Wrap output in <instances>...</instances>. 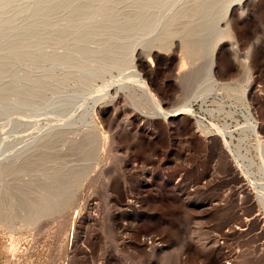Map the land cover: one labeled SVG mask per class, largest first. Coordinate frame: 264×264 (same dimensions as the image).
Instances as JSON below:
<instances>
[{
  "label": "rangeland",
  "instance_id": "obj_1",
  "mask_svg": "<svg viewBox=\"0 0 264 264\" xmlns=\"http://www.w3.org/2000/svg\"><path fill=\"white\" fill-rule=\"evenodd\" d=\"M6 1H0V11L6 9ZM27 2L30 4L33 0H26L9 11L14 15H30ZM232 2L237 8L230 17L238 46L234 49L228 39L220 43L221 79L223 82L244 79L243 62H249L251 79L256 86L254 104L264 140V0H245L242 7L238 0ZM29 6L30 10L32 5ZM224 9L223 4L217 17L224 16ZM124 42L128 44L127 40ZM53 49L50 47L48 51ZM125 49L128 46L122 45L118 54L127 53ZM138 51L145 60L140 68L142 74L152 84L164 110L179 114L177 118L168 121L154 118L132 107L134 100L128 95L126 98L119 90L120 85H131L137 91L133 90L132 95L141 99L143 95L130 78L133 72L128 61L120 70L97 79L95 90L90 94L84 92V85L76 79L85 73L78 72L72 78L63 63L57 66L35 59L24 66L22 58L15 57L10 60L11 65L7 62L0 66L3 70L0 90H6L0 91V149L4 144L3 133L9 135L13 129L26 130L29 135L61 123L59 126L64 130L72 128L84 133L92 127L90 131L101 133L96 173L86 180L75 206L43 220L35 230L23 223L18 227H25L13 232L0 227V264H264V239L258 228L247 223L248 217L253 213L258 215L260 209L246 206L242 212L231 201L233 194L243 195L246 183L240 184L235 179L237 171L231 167L232 158L219 142L206 138L196 127V120L211 122L202 100H189L185 90L172 87L179 71L178 58L159 49H156L159 51L156 58L149 57L143 47ZM206 56L204 59L208 60ZM204 59L200 65L203 61L207 64ZM97 65H94L96 69L94 66L87 69L106 68ZM52 73L59 78L52 81ZM203 76L199 79L201 82L196 81L197 85L205 84ZM108 83H113L115 88L109 97L104 96ZM40 84L43 91L35 90ZM21 88L26 89V96L21 97L28 105L16 104L13 109V101L21 98L18 96ZM190 101L192 112L182 113ZM207 105L211 106V101ZM141 116L153 119L146 123ZM77 132L74 131L75 135ZM61 145L59 149H66ZM65 162L70 163L69 167L87 163L82 155L72 154ZM83 241L87 249L81 246Z\"/></svg>",
  "mask_w": 264,
  "mask_h": 264
},
{
  "label": "bare ground",
  "instance_id": "obj_2",
  "mask_svg": "<svg viewBox=\"0 0 264 264\" xmlns=\"http://www.w3.org/2000/svg\"><path fill=\"white\" fill-rule=\"evenodd\" d=\"M24 1L26 0H7L6 9L0 11V24H3L0 25V66L12 62L10 60L15 57L22 58L23 65L35 59L39 60L37 62L45 61L46 64L52 62L57 66L63 63L64 67L66 65L70 70L69 75L72 78L77 76L78 72L85 73L76 79L84 85V92L90 94V91L95 90L97 79L120 70L122 64L128 61L129 69L133 72L130 78L142 91L143 99L136 94L132 95L135 89L132 90V86L126 83L121 84L119 90L126 98L128 95L130 100H134L132 107L134 105L142 114L145 112L154 118L160 117L168 121L180 115L164 110L152 84L142 74L140 68L145 60L138 49L143 47L149 57H157L159 51L156 49L176 56L179 71L173 78L172 87L185 90L189 100H202L205 113L211 122L206 124L196 120V127L206 138L212 137L218 141L232 158L231 167L237 171L235 179L240 184L246 183V186L243 187V195L236 197L233 194L231 201L236 203L242 212L246 206L260 209L258 215L253 213L248 217L247 223L250 227L258 228L260 236L264 239V140L254 104L257 99L254 89L256 86L251 79L248 61L243 62L246 71L244 79L230 82H223V71L219 66L220 43L228 39L234 49L238 46L237 35L233 31V19L231 20L237 10L236 6H233V0L222 2L226 9L221 18L219 15L217 17L223 5L221 0H109L106 5V0L102 2L104 5L100 4L102 0H33L30 3L31 11L29 2L26 3L29 4L27 11L30 15H14V12L9 11ZM238 2L239 7H242L245 0ZM90 19L92 20L89 21ZM20 21L21 24L17 26ZM124 40H127L128 44H124ZM122 45L128 46V49H125L127 53L118 54L117 50ZM32 47L34 50L28 52ZM50 47H54L53 51H48ZM60 49L67 50L60 52ZM205 56L208 60L204 59ZM203 59L207 60L206 65L204 61L199 64ZM97 64L106 68L95 71L87 69L88 66ZM203 70L206 71L205 74ZM2 75L3 70L0 67V77ZM66 75L68 76V72ZM203 75L205 84L197 85L196 81L203 78ZM58 76L52 73L50 78L53 81ZM113 83H108L109 89L104 90V96L111 95L115 89ZM25 85L24 88L27 87ZM41 86L40 84L34 89L43 91L44 87ZM24 88H21L18 96H26ZM24 97L13 101V107L10 106L13 109L16 104L27 106L28 102ZM210 101L211 106L207 105ZM9 104L7 102V106ZM190 106L191 101L185 105L186 109L182 113H191ZM144 109L150 111L146 112ZM151 119L147 116L145 122L148 123ZM20 122L24 123V120ZM59 125H54L46 131L31 132L29 135H26V130L23 132L13 129L9 131V135L7 132L3 133L4 139L1 134L4 142L0 149L1 228L13 232L25 227L23 225H29L32 226L31 230H35L43 220L70 210L69 208L75 206L86 180L96 173L94 167L101 148V133H93L90 131L92 127L88 126L90 129L85 132L89 133L74 130L78 133L75 135L72 128L71 131L64 130ZM73 135L76 137L72 138ZM60 144L66 149H59ZM70 154L80 157L82 155L83 161L88 164L69 167L70 163L67 165L65 158ZM51 170L53 173H50ZM105 180L107 181L108 177ZM19 223H23L21 228L18 227ZM84 242L86 241H83L81 246L86 248Z\"/></svg>",
  "mask_w": 264,
  "mask_h": 264
}]
</instances>
